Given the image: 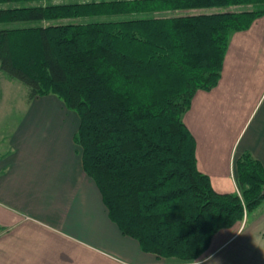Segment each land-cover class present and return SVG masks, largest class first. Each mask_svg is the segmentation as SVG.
<instances>
[{"label":"trees","instance_id":"obj_1","mask_svg":"<svg viewBox=\"0 0 264 264\" xmlns=\"http://www.w3.org/2000/svg\"><path fill=\"white\" fill-rule=\"evenodd\" d=\"M262 16L264 0H0V72L77 115L83 171L122 235L192 263L264 201L249 153L237 193H216L183 123L217 85L229 34Z\"/></svg>","mask_w":264,"mask_h":264},{"label":"crops","instance_id":"obj_2","mask_svg":"<svg viewBox=\"0 0 264 264\" xmlns=\"http://www.w3.org/2000/svg\"><path fill=\"white\" fill-rule=\"evenodd\" d=\"M13 85L0 72V145L7 146L0 153V264H264L262 204L216 232L196 262L143 252L108 218L73 142L78 117L60 100L28 101L20 92L21 118L11 133L1 132L17 109L8 106ZM183 123L195 141L197 169L216 193H237L242 154L264 169V16L229 34L217 85L194 94Z\"/></svg>","mask_w":264,"mask_h":264},{"label":"rangeland","instance_id":"obj_3","mask_svg":"<svg viewBox=\"0 0 264 264\" xmlns=\"http://www.w3.org/2000/svg\"><path fill=\"white\" fill-rule=\"evenodd\" d=\"M54 3H61V2H54ZM238 10H242V8H238ZM12 82L14 83L13 87H11L10 89L7 90V91L12 92L10 95L12 99L8 100V102H9L8 106L13 107V109L14 108H17V109L13 110L10 114H7L4 122H2V124H1V132L3 134H6V135L11 133V130L14 128V126L19 122V120L21 118V110L18 109L17 104L19 103V100H20L19 99L20 92L22 93V92L27 91L26 87H24L19 82L13 81V80H12ZM3 96L4 95H3V90H2V93H0V99H2ZM12 100H14V101H12ZM3 134H1V135H3ZM6 149H7V146L5 144L0 145V153H4L6 151ZM262 205L264 206V201L262 202Z\"/></svg>","mask_w":264,"mask_h":264},{"label":"water","instance_id":"obj_4","mask_svg":"<svg viewBox=\"0 0 264 264\" xmlns=\"http://www.w3.org/2000/svg\"><path fill=\"white\" fill-rule=\"evenodd\" d=\"M264 193V192H263Z\"/></svg>","mask_w":264,"mask_h":264}]
</instances>
